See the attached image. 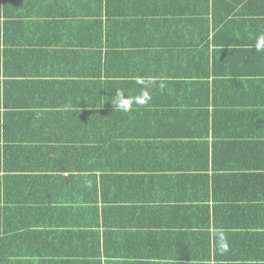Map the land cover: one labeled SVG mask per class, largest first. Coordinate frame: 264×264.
I'll use <instances>...</instances> for the list:
<instances>
[{
	"label": "crops",
	"instance_id": "1",
	"mask_svg": "<svg viewBox=\"0 0 264 264\" xmlns=\"http://www.w3.org/2000/svg\"><path fill=\"white\" fill-rule=\"evenodd\" d=\"M261 35L264 0H0V264H264Z\"/></svg>",
	"mask_w": 264,
	"mask_h": 264
},
{
	"label": "clouds",
	"instance_id": "2",
	"mask_svg": "<svg viewBox=\"0 0 264 264\" xmlns=\"http://www.w3.org/2000/svg\"><path fill=\"white\" fill-rule=\"evenodd\" d=\"M256 48H257V50L264 49V35H261L258 38L257 43H256ZM114 105H115V107L120 108L124 111L129 110L127 101L121 96V94L119 92L116 93V96L114 99Z\"/></svg>",
	"mask_w": 264,
	"mask_h": 264
}]
</instances>
